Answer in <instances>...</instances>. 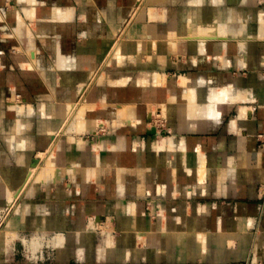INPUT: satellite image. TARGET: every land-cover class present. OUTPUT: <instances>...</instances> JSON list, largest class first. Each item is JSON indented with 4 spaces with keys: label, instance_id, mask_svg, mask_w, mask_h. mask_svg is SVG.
Here are the masks:
<instances>
[{
    "label": "crops",
    "instance_id": "1",
    "mask_svg": "<svg viewBox=\"0 0 264 264\" xmlns=\"http://www.w3.org/2000/svg\"><path fill=\"white\" fill-rule=\"evenodd\" d=\"M0 264H264V0H0Z\"/></svg>",
    "mask_w": 264,
    "mask_h": 264
},
{
    "label": "built area",
    "instance_id": "2",
    "mask_svg": "<svg viewBox=\"0 0 264 264\" xmlns=\"http://www.w3.org/2000/svg\"><path fill=\"white\" fill-rule=\"evenodd\" d=\"M153 124L157 127V129H159V131L165 132L167 129V120L160 114H157V116L153 119Z\"/></svg>",
    "mask_w": 264,
    "mask_h": 264
}]
</instances>
